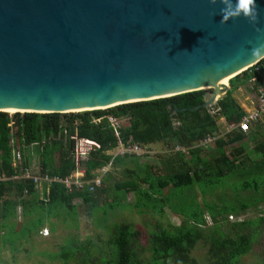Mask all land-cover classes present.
<instances>
[{
    "label": "trees",
    "instance_id": "trees-1",
    "mask_svg": "<svg viewBox=\"0 0 264 264\" xmlns=\"http://www.w3.org/2000/svg\"><path fill=\"white\" fill-rule=\"evenodd\" d=\"M263 73L264 58L230 79L232 89L218 101V115H211L208 109L188 110L202 105L208 90L78 113L9 115L0 112V242L11 247L22 241L27 242L32 234L36 235L44 228L45 223L53 229L52 219H60L64 223L71 221L75 225V200L80 199L91 212L96 210L101 197L110 192L106 184L110 180L106 176L109 171L93 192L87 187L68 191L56 182L39 192L32 180L13 179L12 150L16 146L20 148L22 156L21 169L30 168L32 160L36 159L41 175L60 178L70 175L76 168L72 156L74 140L71 137H77L99 145V149L89 152L82 162L85 182L91 181L97 170L110 163V168H122L127 177L113 186L121 196L114 202L117 206H134L141 212L149 211L160 216L165 215V207H168L184 222L168 231L156 225L159 230L153 233L149 243L152 254L150 261L140 258L138 251L141 248L136 243L139 233L126 223L113 224L104 243L90 239L70 240L57 253H53L51 259L62 264H196L190 253L197 240L203 237L204 231L200 226L204 223V217L195 201V188L204 196L210 190L204 187L205 184L220 186L222 181L230 179H242L243 189L253 190L257 194L264 187V125L252 123V133V130L243 133L237 128L223 137L217 136L219 118L234 127L246 116L233 93L250 80L255 82L254 86H264L260 79ZM109 117L117 121L118 127L110 123ZM121 120L127 125H121ZM207 137H215L214 142L201 146L200 142ZM250 140L256 141L253 148H249ZM119 142L140 146L163 142L171 150L179 147L187 151H173L171 156L160 159L165 173L154 176L148 163H137L136 155L108 154L117 148ZM129 163H133L134 168H129ZM168 187L169 191L164 193ZM129 193L133 194L134 202L122 203ZM258 200L264 201V194L254 197L253 201L257 203ZM177 202L182 207L190 204L191 211L180 213ZM114 203L107 207L114 209ZM231 204L227 206L224 203L219 214L235 213L237 208ZM240 207L245 208L246 205L240 204ZM19 208L24 220L20 224L25 228L21 238L13 235L12 222L9 223L18 218ZM208 211L210 214L214 212L212 208H208ZM263 221L234 224L241 230L235 237L221 235L215 228L210 233V251L215 254V261L204 264H237L255 241L257 232L252 229Z\"/></svg>",
    "mask_w": 264,
    "mask_h": 264
},
{
    "label": "water",
    "instance_id": "water-1",
    "mask_svg": "<svg viewBox=\"0 0 264 264\" xmlns=\"http://www.w3.org/2000/svg\"><path fill=\"white\" fill-rule=\"evenodd\" d=\"M256 3L257 23L222 24L210 0H0V112L78 113L208 89L188 110L209 109L232 89L216 100L210 87L264 58Z\"/></svg>",
    "mask_w": 264,
    "mask_h": 264
},
{
    "label": "rangeland",
    "instance_id": "rangeland-1",
    "mask_svg": "<svg viewBox=\"0 0 264 264\" xmlns=\"http://www.w3.org/2000/svg\"><path fill=\"white\" fill-rule=\"evenodd\" d=\"M260 79L264 82V73L260 75ZM229 81L228 83L230 84ZM254 85V81L247 82L240 85V87L233 93L234 98L240 105L244 106L246 111L253 110L255 106L254 102H256L259 90L262 87ZM207 93L208 96L210 93L209 89ZM9 115L12 114L9 113ZM120 123L121 125H127V122L122 120ZM252 123H259L263 126L264 115L260 120L249 123L250 130L254 129ZM217 124V136L219 137H223L232 129L238 128L237 126H228V123L220 118L218 119ZM252 132L253 130L250 133ZM255 144L256 141L250 140L248 143L249 148H253ZM142 148L144 153L142 156H138L136 159L137 163L140 165L148 163L152 167L154 176L164 175L165 169L162 167L160 159H165L174 154L173 150L167 147L163 142L145 145L142 146ZM180 151L185 153L187 150L181 149ZM117 153L119 154L117 150L108 152V154L111 155ZM251 159H254V157H251ZM29 167L32 169L34 175L39 174V167L36 163V159L32 160ZM128 167L134 168V164L129 163ZM258 175L259 173L256 174V176ZM106 176L108 177L107 179H110L106 183L110 192L101 197L96 210L90 212L82 201L77 199L74 201L77 209V221L75 225L71 221H65L64 223L60 219H52L54 223L53 229H51L48 223H45L44 228L41 229L38 234H32L27 242L22 241L21 243H16L13 247L0 242V264H62L58 261L52 260L51 255L57 253L63 245L68 243V241L73 239L81 241L90 239L94 242L101 241V243H104V241L109 238L108 230L112 228V225L122 223L131 225L133 231L139 233V238L137 237L136 243L141 249L138 251V254L141 259L150 261L152 254L149 250V243L153 233H157L159 230L156 228V225L159 224L162 229L168 231L173 226H179L184 222V219L181 216L170 212L168 207H165V215L160 216L155 213L152 214L149 211L141 212L138 207L135 208L134 206H117L114 202L116 201V198L121 199V196L119 191L113 188V186L117 182L124 181L127 177L124 176L122 168H110ZM221 184H219L220 186H214L209 183L205 184L204 187L210 190L204 196H201L199 190L195 188V201L202 209L204 217V223L200 226L204 231L203 237H200L197 240L194 249L190 253L191 258L195 260L196 264L215 261V254L210 251L212 246V235L210 233L215 228L218 229L221 235L235 237V234L239 232L241 233V230L239 226L234 224L242 221H253L255 223L260 219H264V201L258 200L257 203H254L253 201L254 197L258 198L264 194V187L262 188V191L257 194L254 193L253 190L245 191L243 189L242 179H236L234 181L230 179L222 181ZM144 187L146 188V186ZM216 187L217 189H214ZM167 191H169V187L165 188L164 193ZM187 195H189V192H187ZM133 202L134 196L132 193H129L124 201L122 200V203L125 204H131ZM231 202L233 203L231 204ZM113 203L115 206H113L114 209L111 210L107 205ZM224 203L227 206H230V204L235 205L237 208L236 212L220 215L219 211ZM240 204H245L246 207L241 208ZM176 207L180 213H187L192 209L190 204L187 207H182L179 202L176 203ZM208 208H212L214 212L210 214ZM20 212L21 209L19 208L17 210L18 218L14 221L12 219L9 222H12L11 231L12 233L15 232L13 235L18 236L19 238H21L25 232L24 226L20 224L24 222ZM252 230L257 232L255 241L251 245L250 251L246 255L241 256L237 264H264V221L260 225L258 224L256 229L253 228ZM46 231L47 235H44L46 234Z\"/></svg>",
    "mask_w": 264,
    "mask_h": 264
},
{
    "label": "built area",
    "instance_id": "built-area-1",
    "mask_svg": "<svg viewBox=\"0 0 264 264\" xmlns=\"http://www.w3.org/2000/svg\"><path fill=\"white\" fill-rule=\"evenodd\" d=\"M251 82V81H250ZM218 103V102H217ZM216 104L211 106L208 110L211 115H218L219 108L216 107ZM254 108L252 111H249L246 117L241 120V122L237 125L238 129L241 130L243 133L248 132L249 129V123L256 122L261 119V117L264 115V86L259 90V94L257 96L256 102H254ZM221 120H224L223 118H220ZM108 120L114 127H118V123L113 118L109 117ZM99 121V120H97ZM71 139L74 140V148L72 152V156L74 158L75 162V170L68 176L64 178L60 177H51L47 174L41 175L37 174L34 175L32 172V169L27 168H20V165L22 163V156L20 152V148L18 146L14 147L12 150V166L15 168V176L13 179H25V180H32L35 189L39 192L43 191V189H47L51 183H59L63 185V187L71 191L74 188L75 189H82L84 187H87L90 192H93L96 187H99L101 185L103 176L110 170L111 164L102 167L101 169L97 170L94 174L95 177L89 181H84V175L85 172L82 168V162H84L89 152L93 150V145L96 146V149H99V145L95 142L85 140V139H79L77 137H71ZM215 137H207L205 140L200 142L201 146H205L206 144H210L214 142ZM183 148L177 147L174 152H178ZM119 154L115 155H125V154H132L136 156H142L143 155V148L140 145L137 144H128L123 145L119 142L117 148L115 149ZM18 170H20V173H18ZM48 193V190H47ZM47 235V231L46 234Z\"/></svg>",
    "mask_w": 264,
    "mask_h": 264
},
{
    "label": "clouds",
    "instance_id": "clouds-1",
    "mask_svg": "<svg viewBox=\"0 0 264 264\" xmlns=\"http://www.w3.org/2000/svg\"><path fill=\"white\" fill-rule=\"evenodd\" d=\"M213 5L221 4L220 8V23L225 24L230 19L243 17L250 23H257L259 18V10L256 0H210ZM259 31V29H257ZM261 48H253L252 54L260 53Z\"/></svg>",
    "mask_w": 264,
    "mask_h": 264
},
{
    "label": "bare ground",
    "instance_id": "bare-ground-1",
    "mask_svg": "<svg viewBox=\"0 0 264 264\" xmlns=\"http://www.w3.org/2000/svg\"><path fill=\"white\" fill-rule=\"evenodd\" d=\"M235 74H237V73H235ZM235 74L232 75L231 77L227 78L226 80L220 82L219 84H217V85H215V86H213V87H210V88H212V89L215 90V99H216V100L219 99V98H221V97L224 95V93H225V88H229V83H228V81H229L231 78H233V76H235ZM5 112H8V113L14 114V113H16V110H14V109H8V110H5Z\"/></svg>",
    "mask_w": 264,
    "mask_h": 264
},
{
    "label": "crops",
    "instance_id": "crops-1",
    "mask_svg": "<svg viewBox=\"0 0 264 264\" xmlns=\"http://www.w3.org/2000/svg\"><path fill=\"white\" fill-rule=\"evenodd\" d=\"M250 81H251V80H250ZM263 83H264V82H263ZM260 87H261V86H260ZM261 88H263V86H262ZM239 105H240V104H239ZM240 106H241V108L243 109V111L246 113V116H247V114L249 113V111H246L243 105H240ZM246 116H245V117H246Z\"/></svg>",
    "mask_w": 264,
    "mask_h": 264
}]
</instances>
